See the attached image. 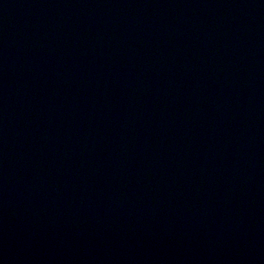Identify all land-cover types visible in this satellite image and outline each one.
I'll return each mask as SVG.
<instances>
[{
	"label": "water",
	"instance_id": "1",
	"mask_svg": "<svg viewBox=\"0 0 264 264\" xmlns=\"http://www.w3.org/2000/svg\"><path fill=\"white\" fill-rule=\"evenodd\" d=\"M0 264H264V0H0Z\"/></svg>",
	"mask_w": 264,
	"mask_h": 264
}]
</instances>
